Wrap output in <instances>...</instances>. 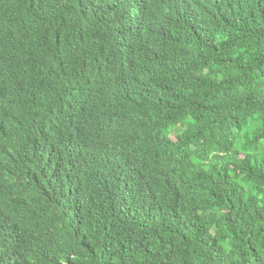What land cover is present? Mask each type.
Instances as JSON below:
<instances>
[{
  "label": "trees",
  "instance_id": "16d2710c",
  "mask_svg": "<svg viewBox=\"0 0 264 264\" xmlns=\"http://www.w3.org/2000/svg\"><path fill=\"white\" fill-rule=\"evenodd\" d=\"M0 264H264V0H0Z\"/></svg>",
  "mask_w": 264,
  "mask_h": 264
}]
</instances>
